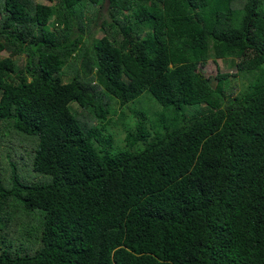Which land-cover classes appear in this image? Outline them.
<instances>
[{"label":"trees","instance_id":"1","mask_svg":"<svg viewBox=\"0 0 264 264\" xmlns=\"http://www.w3.org/2000/svg\"><path fill=\"white\" fill-rule=\"evenodd\" d=\"M45 1L0 0V125L39 177L0 178V264H264V0Z\"/></svg>","mask_w":264,"mask_h":264},{"label":"rangeland","instance_id":"2","mask_svg":"<svg viewBox=\"0 0 264 264\" xmlns=\"http://www.w3.org/2000/svg\"><path fill=\"white\" fill-rule=\"evenodd\" d=\"M34 3H38L41 5H53L45 0H32ZM102 14H105V10H102ZM90 35V36H89ZM91 35L95 38H99L102 36V32L99 27H95L90 29V31L85 30V36L91 37ZM9 57L8 51H3L0 53V60ZM22 62V63H21ZM20 63H17L19 67L23 65V61ZM235 63L232 62L231 59H226L224 61L220 60H208L205 65L203 66V73L206 77H208L210 84L212 86L216 83V74L219 72L220 74L223 73H229V74H235L236 68ZM66 81V80H64ZM241 83H245L244 79H241L239 76L237 77H230L223 81V88L227 95L233 96L234 94H237L241 89ZM245 85V84H244ZM117 107V106H116ZM71 112L76 115V112H79V108L76 107V104L72 103L70 104ZM79 109V110H78ZM202 112V109L200 110ZM80 120V119H79ZM82 121V120H81ZM7 128H3L0 125V178H3L7 183H9L10 177L13 176V168L17 169L18 176L25 180V181H37L39 179L37 174H34L31 171V168L29 166V153L31 152V145L24 140V138L21 140L20 137H15L14 134L8 133ZM117 137H113V146L114 149L117 147L122 146V140H123V132L118 131ZM44 179L43 177L41 180ZM19 212V211H17ZM35 218L32 220V224L28 226L25 222L24 217L21 215L15 213L13 214V225L10 227L11 233H16V236H19V233L21 231H29L33 226H35L38 222V219L40 218V213H35ZM22 223V225H20ZM29 224V223H28ZM24 226V227H23ZM6 227L4 228V230ZM17 230V231H16ZM17 242V241H16ZM15 243L11 241H7V246H9V251L12 252H18V250L14 247ZM18 244V242H17ZM1 245V244H0ZM23 250L25 247H28L29 245L24 243L22 244Z\"/></svg>","mask_w":264,"mask_h":264}]
</instances>
